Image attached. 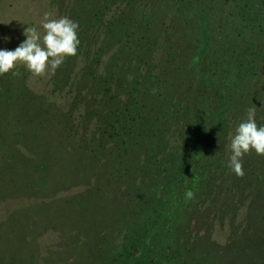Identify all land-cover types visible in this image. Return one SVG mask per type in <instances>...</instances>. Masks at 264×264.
Here are the masks:
<instances>
[{"label":"rangeland","instance_id":"obj_1","mask_svg":"<svg viewBox=\"0 0 264 264\" xmlns=\"http://www.w3.org/2000/svg\"><path fill=\"white\" fill-rule=\"evenodd\" d=\"M104 3L0 0V50H15L30 26L43 37L45 14L77 22L80 39L77 54L66 57L54 73L49 69L37 76L19 64L13 70L18 75H0V264H67L91 247L110 253L108 264H264V155L253 150L243 156V177L229 167L231 140L249 108L256 109L257 125L264 126V68L262 74L250 69L245 55L237 58L236 72L223 63L219 68L215 56L206 62L204 51L197 64L176 70L180 80L169 90L187 108L165 113L170 120L165 125L171 132L176 123L183 137L165 136L170 145L178 143L193 153L182 172L174 173L178 182L161 178L165 193L158 207L166 209L163 216L150 215L144 225L143 211L128 206V231L120 233V243L112 242L110 235L118 227L113 217L121 205L113 198L110 172L118 157L108 132L121 123H110L111 115L105 113L114 105L123 110L118 105L123 93L112 96L107 73L98 77L108 53L99 60L91 54L106 32L104 24L92 25L89 11ZM236 3L222 0L220 6ZM187 18L189 25H183L191 26L193 17ZM197 38L187 40L192 52L206 46L204 38ZM219 78L230 79L228 91L212 87ZM231 90L229 110H223L220 101ZM153 152L158 158L168 153L163 147ZM137 227L144 237L131 234Z\"/></svg>","mask_w":264,"mask_h":264},{"label":"trees","instance_id":"obj_2","mask_svg":"<svg viewBox=\"0 0 264 264\" xmlns=\"http://www.w3.org/2000/svg\"><path fill=\"white\" fill-rule=\"evenodd\" d=\"M221 1L102 0L105 2L103 7L94 6L96 8H92L91 14L89 11V15H93L95 21L92 25L104 24L106 32L96 50L91 52L96 60L105 52L108 53L103 62L104 71L98 72V77L100 75L105 77L107 73L108 81L106 79L101 81H107L108 88L111 86V90H115L112 96H119L120 91L124 99L121 101L119 99L118 104L123 106V110L115 109L114 105L105 113V115L110 113L111 118L108 117L110 123H121L117 128H112L114 131L108 132L114 140L111 146L114 150H110L118 157L113 161L115 169L110 172L114 177L113 198L117 197L116 201L121 205V210L113 217L118 226L116 235L111 236L106 232V238L110 235L114 244L124 239V235L120 234L123 230L126 233L128 231V227L126 228L128 206L130 209L134 206L143 211L141 217L144 225L150 215L156 218L163 216L166 209L158 207L159 201H164L162 195L165 193V182L161 178H168L169 181L173 179L174 182L179 180L180 177L174 173L177 170L182 172L187 159H190L193 153L191 149L188 152L178 143L170 145V138L174 137L176 141L178 139L175 136L181 134L183 137V133L178 131L176 123L173 125L177 128L171 132L165 125L170 121L165 113L173 114L172 111L187 108V104L182 103L177 97H172L173 93L169 90L180 80V71L176 73V70L183 65L197 64L204 51L203 57L206 62L215 56L219 61L218 67L223 63L228 66L227 70L232 66L233 72L239 71L236 69L237 58L245 55L244 60L251 63L249 68L259 74L263 73L264 0H235L236 5L227 8L220 6ZM235 13L236 15L239 13L240 16H236ZM188 15L193 17L191 26H187ZM234 16L238 18L235 19ZM186 22L188 24L184 26ZM247 25H251V35L248 34ZM220 27H226V32H221L220 30L224 28L219 30ZM187 32H191L190 38ZM227 32L228 35L231 34L228 40L224 37L219 38ZM252 32L255 33L253 38ZM195 37L204 38L206 42L204 50L197 46L192 52L193 49L187 40ZM197 43L202 44L201 41ZM85 50L87 51V47ZM188 51H191L190 55H187ZM242 62L240 67L246 70L247 67ZM218 67H215V70ZM229 81L230 79L223 81L219 78L218 82L213 81L215 84L212 87L217 92L226 89L228 91ZM233 91L228 92L226 99L225 94L222 97L220 106L223 103V110L229 108L228 103L232 100ZM188 98L189 96L185 97L186 100ZM160 116H164V119ZM166 134L170 138L165 136ZM183 145L186 146L185 142ZM157 147H163V151L168 153L161 154L158 158L153 152ZM169 154L173 156L168 157ZM120 226L122 227L119 228ZM140 229L142 231V227ZM136 230L137 232L133 231L131 234L145 236L143 232L139 233V227ZM118 234L120 235L117 236ZM101 236L102 239L105 238L104 234ZM112 249L115 250V247ZM109 254L95 251L91 247V250L88 248L75 254L70 259L71 263L67 264H108Z\"/></svg>","mask_w":264,"mask_h":264},{"label":"clouds","instance_id":"obj_3","mask_svg":"<svg viewBox=\"0 0 264 264\" xmlns=\"http://www.w3.org/2000/svg\"><path fill=\"white\" fill-rule=\"evenodd\" d=\"M42 27L45 30L43 37L30 26L24 32L27 38L15 50H0V75L9 72L18 75L13 70L19 64L37 76L46 74L49 69L54 73L66 57L77 54L80 45L77 22L68 17L52 19L45 14ZM255 116L256 109L249 108L247 119L238 125L231 140L229 167L240 177L245 175L242 163L245 154L255 150L258 155H264V126L257 125ZM187 196L192 198L194 193L189 191Z\"/></svg>","mask_w":264,"mask_h":264}]
</instances>
